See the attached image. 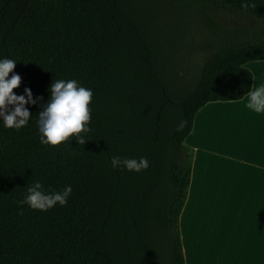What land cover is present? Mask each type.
<instances>
[{
    "label": "trees",
    "instance_id": "trees-1",
    "mask_svg": "<svg viewBox=\"0 0 264 264\" xmlns=\"http://www.w3.org/2000/svg\"><path fill=\"white\" fill-rule=\"evenodd\" d=\"M174 1L216 35L198 78L180 93L152 82L154 51L138 44L149 46L150 22L123 16V0H0V58L17 60L21 76L13 91L41 97L25 105L31 117L20 130L0 123V264H185L178 221L192 151L184 140L204 104L239 100L252 87L245 63L264 60V0ZM221 7L247 26L223 29L210 15ZM59 79L93 91L84 144L40 142L38 112ZM113 156L145 157L149 166L113 168ZM36 180L45 190L71 185L68 203L19 205Z\"/></svg>",
    "mask_w": 264,
    "mask_h": 264
},
{
    "label": "crops",
    "instance_id": "crops-1",
    "mask_svg": "<svg viewBox=\"0 0 264 264\" xmlns=\"http://www.w3.org/2000/svg\"><path fill=\"white\" fill-rule=\"evenodd\" d=\"M253 63L251 88L264 82V60ZM246 96L207 102L186 136L193 153L178 221L185 264H264V115L245 107Z\"/></svg>",
    "mask_w": 264,
    "mask_h": 264
},
{
    "label": "clouds",
    "instance_id": "clouds-1",
    "mask_svg": "<svg viewBox=\"0 0 264 264\" xmlns=\"http://www.w3.org/2000/svg\"><path fill=\"white\" fill-rule=\"evenodd\" d=\"M16 62L11 58H0V123L4 128L18 131L28 124L31 117L25 105L36 104L41 97L34 99L29 87L24 88L23 94L13 91L21 83V76L13 71ZM92 100V89L80 85L75 79L52 82L49 99L38 112L36 121L40 142L58 146L75 137L79 144H84L86 139L81 133L90 131ZM245 107L264 115V82L250 88L245 98ZM180 127H183V122ZM111 164L113 168L123 167L133 172H140L149 166L145 157L121 159L113 156ZM71 193V185H65L60 191L45 190L44 185L36 180L27 187L26 194L17 203L26 204L33 210L48 211L57 204L66 205Z\"/></svg>",
    "mask_w": 264,
    "mask_h": 264
},
{
    "label": "rangeland",
    "instance_id": "rangeland-1",
    "mask_svg": "<svg viewBox=\"0 0 264 264\" xmlns=\"http://www.w3.org/2000/svg\"><path fill=\"white\" fill-rule=\"evenodd\" d=\"M211 3L213 7L217 5L214 1ZM123 9V16L126 15L132 22H150L149 46L142 40L138 44L145 54L147 52L150 55L151 50L154 51V56L149 60L152 82L156 84L160 80L165 81L177 93L190 86L198 78L202 65L212 52L210 45L216 37L213 30L200 20L196 11V20L190 19L187 15L189 11L182 12L180 4L174 0H123ZM210 15L215 23L227 30L237 31L248 24L244 15L228 8H217ZM236 40L245 41L241 38ZM253 62L257 61H249L245 67L253 68ZM185 139L184 143L188 147L190 139ZM188 148L193 153L192 148ZM224 217L225 207L223 220ZM153 238L150 240L160 245L156 233H153ZM191 254L193 257L192 250ZM190 259L189 264H193V258Z\"/></svg>",
    "mask_w": 264,
    "mask_h": 264
}]
</instances>
